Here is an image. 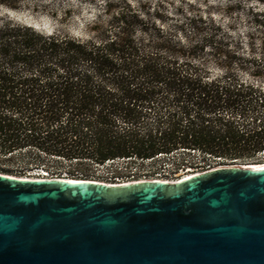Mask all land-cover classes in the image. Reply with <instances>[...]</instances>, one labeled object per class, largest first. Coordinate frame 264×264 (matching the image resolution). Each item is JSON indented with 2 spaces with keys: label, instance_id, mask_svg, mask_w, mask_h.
Masks as SVG:
<instances>
[{
  "label": "trees",
  "instance_id": "obj_1",
  "mask_svg": "<svg viewBox=\"0 0 264 264\" xmlns=\"http://www.w3.org/2000/svg\"><path fill=\"white\" fill-rule=\"evenodd\" d=\"M79 3L0 0V173L89 180L108 161L166 159L170 174L264 161V63L221 26L128 0H104L78 34L11 16L42 8L60 26Z\"/></svg>",
  "mask_w": 264,
  "mask_h": 264
},
{
  "label": "water",
  "instance_id": "obj_2",
  "mask_svg": "<svg viewBox=\"0 0 264 264\" xmlns=\"http://www.w3.org/2000/svg\"><path fill=\"white\" fill-rule=\"evenodd\" d=\"M111 185L0 173V264H264V166Z\"/></svg>",
  "mask_w": 264,
  "mask_h": 264
},
{
  "label": "rangeland",
  "instance_id": "obj_3",
  "mask_svg": "<svg viewBox=\"0 0 264 264\" xmlns=\"http://www.w3.org/2000/svg\"><path fill=\"white\" fill-rule=\"evenodd\" d=\"M103 1L104 0H81V3L73 9L70 19L60 26H56L55 21L45 14L42 8L33 10V12L24 10L17 14H11V16L47 32L58 28L73 34H78L83 25L92 20L97 14V9ZM128 1L132 2L134 5H138L139 3L151 5L160 4L168 14L172 12V10L181 9L188 16H202L203 18L211 19L222 27L229 42L236 48H239L241 53H249L257 62L260 64L264 63V0ZM250 50L252 51L250 52ZM243 78H245V76H243ZM259 85L264 90V78L259 81ZM166 162V159H159L152 163L147 162L142 166H139V163L109 164L99 169L95 179L102 180L104 178H109L111 176V171L118 167H128L130 169L140 168L141 170H148L154 167L157 169L156 172L162 173L163 175L165 174L167 178L173 179L185 173L184 171H180L176 174H169V171H167L168 168L165 165ZM151 176H154V174Z\"/></svg>",
  "mask_w": 264,
  "mask_h": 264
},
{
  "label": "built area",
  "instance_id": "obj_4",
  "mask_svg": "<svg viewBox=\"0 0 264 264\" xmlns=\"http://www.w3.org/2000/svg\"><path fill=\"white\" fill-rule=\"evenodd\" d=\"M112 161H108L106 163V165L111 164ZM264 163V161L262 162ZM220 166V165H219ZM218 167V166H215ZM215 167H207L205 170L211 169V168H215ZM192 170H185L184 172H188ZM204 171V170H202ZM170 174V173H169ZM183 174V173H182ZM165 174L163 175L162 173H156L154 174V176H146V175H142V176H136V175H131L128 177H115V178H104V179H89L90 181H94V182H100V183H106V184H111V185H124V184H129V183H135V182H140V181H147V180H160V181H168V182H173V178H167ZM181 176V175H180ZM178 176V177H180ZM19 177V176H17ZM24 178H31V179H66V180H86V179H75V178H70L68 177L66 174H61V175H52L49 174L47 171L43 170V169H35L32 170L30 172H28L25 176H21ZM178 177L174 178L177 179ZM184 177L180 178L179 180L183 179ZM179 180H175L179 181Z\"/></svg>",
  "mask_w": 264,
  "mask_h": 264
},
{
  "label": "bare ground",
  "instance_id": "obj_5",
  "mask_svg": "<svg viewBox=\"0 0 264 264\" xmlns=\"http://www.w3.org/2000/svg\"><path fill=\"white\" fill-rule=\"evenodd\" d=\"M253 167L252 168H262L264 166V163H260L258 165H252ZM189 170V169H188ZM199 172H202V171H188V172H185L182 176L178 177L177 179H173L172 181L175 182V180H179L180 178L184 177V178H188L190 177L191 175H194V174H197ZM20 178H24V177H20ZM26 179H29V180H36V179H31V178H26ZM74 180V179H73Z\"/></svg>",
  "mask_w": 264,
  "mask_h": 264
}]
</instances>
